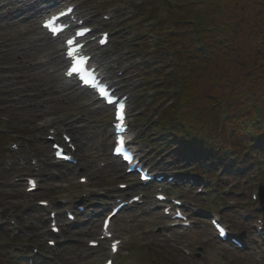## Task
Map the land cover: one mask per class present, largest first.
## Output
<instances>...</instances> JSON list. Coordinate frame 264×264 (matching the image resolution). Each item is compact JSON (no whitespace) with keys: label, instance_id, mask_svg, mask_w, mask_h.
I'll list each match as a JSON object with an SVG mask.
<instances>
[{"label":"rangeland","instance_id":"374dc122","mask_svg":"<svg viewBox=\"0 0 264 264\" xmlns=\"http://www.w3.org/2000/svg\"><path fill=\"white\" fill-rule=\"evenodd\" d=\"M17 1L19 3L13 0L14 5H8V0H0V6L4 4L7 6L6 10H0V68H3L0 72V91L3 90L6 85L12 87L18 85V83H29L30 87L35 91L33 92L31 90L32 93L36 94L35 98L25 102H16L14 107L24 105V112L29 114L30 120H32L34 114L63 115L69 117L68 129L72 132L74 139L77 141L79 159L81 160V166L78 168L71 167V170L59 169L53 165L44 164L47 167V171L40 177L41 190L43 191L34 196V198H50L53 203H55V199L58 195L66 193L67 198L71 201L72 196L79 193L83 188L78 183V179L81 176L88 177L90 188L95 189L97 194L110 195V191L115 189L116 182L125 181L127 177H125L123 173H117L119 170L118 164L111 159L109 155V142L108 135L106 134V129L108 128V113H95L90 110L85 111V104L77 94H72L70 96L68 93L60 91L58 82L56 81L55 75L52 74L51 68L37 66V57L47 46L45 43L31 46V37L40 34L38 31V20L33 18L27 21L26 18L33 15V12L28 9L27 4L25 7L23 6L22 2H24V0ZM117 1L121 0H64V3L78 4L85 13L91 15L93 21L91 24H98L100 27L106 26V29L112 31V43L108 49L105 50L108 57L109 74L114 79H117L119 78L120 71L125 72L121 76V87L123 90L120 94L132 95L134 97L133 101L137 98H142L144 101L142 111L146 112L148 104L151 103V98L149 97V94L152 92L151 86L155 85L157 77L155 76L153 68L147 70L146 66L142 67V65H140V61L145 58L147 60L146 65H148L153 59L142 50V45L132 47L130 46V41L119 45L118 48L122 49L119 54L110 49V47L120 41L122 37H126L125 34H129L130 32L131 35H134L136 32L135 22L130 23L127 21V19L130 18L128 16L131 14L130 7L116 4ZM131 1L132 0H130V2ZM171 1L177 3L181 2L180 0ZM110 5L112 8H108ZM236 7L237 9H242L243 7L245 10L252 12V16H254L261 8H264V0H229L228 3L225 4V17H223V20L226 19L229 21L231 19L238 22L243 12L237 11ZM8 8H13V10L16 11L11 17H6L4 15ZM106 8H108V10ZM125 8H127V10ZM234 12L235 17L233 16ZM103 14H112L115 16V19L110 23H104L102 22ZM162 16L167 18L168 14L164 13ZM22 20L25 21L21 22ZM261 20L262 16H257L254 22H261ZM137 31L141 34L143 33L141 29ZM118 34L121 35L117 36ZM128 51L135 57L132 58V56L128 55ZM117 58L119 61L116 63L114 61ZM249 58L251 61L257 60L258 63H253L255 66L260 65L262 61L264 62V58L256 57L254 52L250 54ZM152 62H154V60ZM191 71L190 68H185L183 76L187 78ZM161 75L162 78H166L165 73H161ZM210 78L211 77H208L207 80L200 81L199 89H195V94H197V96L201 97L209 94L210 89L218 91L219 88L209 81ZM261 93L264 94V91H261ZM168 96L169 95H167V97ZM156 104L157 102L153 103V106ZM134 106L135 105H133V107ZM10 107H12V105ZM155 110L156 107L153 108L151 113ZM82 113L86 114L84 119L79 123H74L75 115ZM151 113H147L149 117L152 116ZM137 126V132L139 133L137 140L142 136L148 138L152 133L149 128L146 129V125L143 122L140 123L138 121ZM28 130L31 132L30 129ZM139 141H141V139ZM105 162L108 164L107 168L98 171V164ZM163 165L167 166L165 162H163ZM170 168L171 167H168L167 169ZM189 170L191 171V168ZM80 171L83 173L78 176ZM206 171H208V169L205 168L203 172L207 173ZM219 175L220 178L217 180L219 182L223 180L219 183L220 186H216V183L209 184V189L206 190V193L198 198L194 195L195 190L188 191L187 189L179 187L170 188L171 195L179 196L185 194V197L192 205V214L195 213L194 211L196 208L205 209L203 214L199 217H196V215L194 216L195 223H197L193 230H187L184 233L178 230H168L169 223H166L162 219L160 216L161 214L156 215L153 211L138 218H133L135 213H131L117 220L114 225L116 235L123 238L125 241L124 245L127 243L119 256L123 257L131 253L134 257L135 264H155L153 262V260L157 258H154L155 254H160L157 259L159 261L158 264H249L254 262L253 258L247 252L244 254L231 249L228 245H221L218 243L214 233L209 227L208 215L212 213L219 214L233 233L239 234L240 231L246 232L250 230V223L242 221L239 217V212L248 211L251 214V209H254L255 205L250 203L251 191L248 189L252 188L251 190L253 191L257 186H255L254 183H250V188L248 189H244L243 187L239 188L237 186L234 191H230L228 187L224 189L230 182L242 184V182L238 180L236 172L231 169L227 176ZM211 181L216 182L215 180ZM19 187L20 186L15 185L13 181L7 183L6 189H9L10 193L13 194L11 199L6 200V203L13 206L23 205V209H21V214H19V216L28 229L25 233V238H28L26 241L35 243V245L38 246L43 243L45 237L41 235L39 231L46 229L48 223H46L44 215L36 213L35 210H31L30 201L34 200L33 198L24 201L21 197L17 196L15 192H20ZM245 188H247V186ZM180 191H182V193H180ZM107 206L108 205H102V207L95 210L96 212L98 211L101 218L103 217L101 213ZM128 216L133 218L131 224H126L124 222V219ZM254 216L255 215H253V217ZM101 218L96 217L95 223L79 230L68 228L66 222L62 220L65 234L62 240H67L69 244L72 245L75 244L71 247V250H69V254L63 255V260L67 264H98L106 258L105 249L93 253L89 251L86 246L88 239L100 235ZM183 247L186 248L188 252H191L193 256H187L182 253L181 248ZM134 248L138 250L129 252L130 249ZM77 257L82 259V261H78L76 259ZM164 258H167L169 262L165 263ZM244 258H246L247 261H244ZM123 264H133V262L127 260ZM262 264H264V261Z\"/></svg>","mask_w":264,"mask_h":264},{"label":"trees","instance_id":"16d2710c","mask_svg":"<svg viewBox=\"0 0 264 264\" xmlns=\"http://www.w3.org/2000/svg\"><path fill=\"white\" fill-rule=\"evenodd\" d=\"M202 1V11L198 1L174 6L162 3L167 18L150 2L139 7V16L148 18L146 23L155 21L150 31L154 44L149 35L141 37V45L162 59L168 71V89L177 97L163 115L161 136L174 143L178 153L199 158L200 163L207 160L221 166L233 154L247 171L256 165L262 168L264 62L255 66L257 60L249 57L254 52L264 58V8L252 16L245 8L236 7L243 15L235 22L223 20L229 0ZM257 16H262L261 22H254ZM185 68L192 70L187 78L183 76ZM208 77L218 91L210 89L209 94L197 96L195 89ZM179 80L178 89L175 82ZM163 93L158 92L159 96ZM2 143L0 136V155L4 153ZM8 243L10 237L0 233V264H19Z\"/></svg>","mask_w":264,"mask_h":264},{"label":"snow or ice","instance_id":"6c2138e0","mask_svg":"<svg viewBox=\"0 0 264 264\" xmlns=\"http://www.w3.org/2000/svg\"><path fill=\"white\" fill-rule=\"evenodd\" d=\"M46 26L49 27V28H51V30L54 33L57 31V28L53 27V21H49L48 25H46ZM76 35L82 36V35H84V33H76ZM67 43H68V45H69L70 48L77 47V42L75 40H73V39L68 40ZM69 55H71V56L81 55L80 52H79V48L77 47V51L76 52H70ZM85 62H86V58H84L81 55V59L78 61V64H80L81 66L73 69L75 72L81 74V78L82 79H87V78H89L90 76L93 75L92 73H88L86 71V69L83 67V64ZM120 109L121 110L123 109V105H120ZM117 119L120 120V121H122L123 120V116L120 115V116L117 117ZM120 142H121V144H123V140H121ZM114 250H115V245H114Z\"/></svg>","mask_w":264,"mask_h":264},{"label":"bare ground","instance_id":"6f19581e","mask_svg":"<svg viewBox=\"0 0 264 264\" xmlns=\"http://www.w3.org/2000/svg\"><path fill=\"white\" fill-rule=\"evenodd\" d=\"M8 2H9V4L10 5H14V2H13V0H8ZM16 2L17 3H19L17 0H16ZM33 2H35L34 0H27V1H25V2H23V5H26V4H29L30 6H32L34 3ZM16 11H12V10H10L8 13H5L4 15L6 16V17H11L12 15H14V13H15ZM35 14V13H34ZM38 14V12L36 13V15ZM32 18H34L35 17V15H32L31 16ZM17 18V17H16ZM21 22H24V20H22ZM15 24H16V21H15ZM14 24V25H15Z\"/></svg>","mask_w":264,"mask_h":264}]
</instances>
